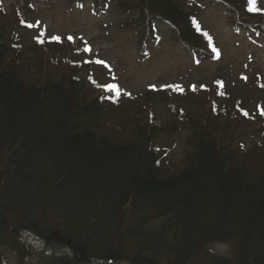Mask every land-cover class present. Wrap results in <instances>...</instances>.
Returning a JSON list of instances; mask_svg holds the SVG:
<instances>
[{
    "label": "trees",
    "instance_id": "obj_1",
    "mask_svg": "<svg viewBox=\"0 0 264 264\" xmlns=\"http://www.w3.org/2000/svg\"><path fill=\"white\" fill-rule=\"evenodd\" d=\"M93 1L113 5L138 41H158L163 29L195 58L218 52L190 6L225 9L264 37V14L250 0ZM8 27H0V264H264V117L251 129L257 111L219 102L208 87L216 96L204 115L179 110V129L189 131L180 157L159 144L165 132L151 108L119 142L107 90L86 75L98 91L88 97L81 69L38 73L41 51L61 43L41 36L25 46Z\"/></svg>",
    "mask_w": 264,
    "mask_h": 264
},
{
    "label": "rangeland",
    "instance_id": "obj_2",
    "mask_svg": "<svg viewBox=\"0 0 264 264\" xmlns=\"http://www.w3.org/2000/svg\"><path fill=\"white\" fill-rule=\"evenodd\" d=\"M254 5L264 14V0H255ZM190 8L209 34L217 57L195 58L163 29L158 41L148 38L146 43L140 42V36L113 5L98 7L93 0H0V27L18 28L25 46L36 37H59L54 41L61 45L41 51L38 73L53 76L68 72L69 76L81 69L88 97L98 93L86 80V75H91V82L105 88L104 96L116 103L111 105L115 116L109 128L113 130L112 139L119 142L130 137L131 123H135L138 112L151 108L155 120L162 124L158 129L167 133L159 136V144L169 146L174 150L172 155L180 157L187 147L189 131L179 129L183 126L179 110L183 107L204 115L216 96L214 90H206L208 87L217 88L219 102H237L251 112L257 111L261 117L252 121L251 129L261 126L264 117L263 33L241 28L225 9L214 5ZM63 56L70 57L78 67L58 62ZM219 82H223L220 90ZM178 88L200 93L185 98L169 91ZM212 247L222 253L231 251L229 244Z\"/></svg>",
    "mask_w": 264,
    "mask_h": 264
},
{
    "label": "snow or ice",
    "instance_id": "obj_3",
    "mask_svg": "<svg viewBox=\"0 0 264 264\" xmlns=\"http://www.w3.org/2000/svg\"><path fill=\"white\" fill-rule=\"evenodd\" d=\"M252 4L254 5L255 4V0H251ZM54 39H59V37H54ZM69 39H71V37H69ZM210 39V37H209Z\"/></svg>",
    "mask_w": 264,
    "mask_h": 264
}]
</instances>
